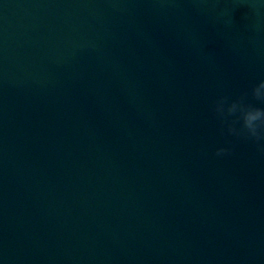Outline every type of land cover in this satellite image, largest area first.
Segmentation results:
<instances>
[{"label":"water","instance_id":"95a60500","mask_svg":"<svg viewBox=\"0 0 264 264\" xmlns=\"http://www.w3.org/2000/svg\"><path fill=\"white\" fill-rule=\"evenodd\" d=\"M262 80L264 0H0V264H264Z\"/></svg>","mask_w":264,"mask_h":264},{"label":"clouds","instance_id":"9594fccd","mask_svg":"<svg viewBox=\"0 0 264 264\" xmlns=\"http://www.w3.org/2000/svg\"><path fill=\"white\" fill-rule=\"evenodd\" d=\"M252 95L257 100L264 102V80L252 89ZM215 111L221 117L222 124L227 127L230 134L256 142L264 141V108L245 104L244 97L231 103H228L227 97H222L216 102ZM232 116H235L236 119L230 121L228 117ZM238 121H242L239 129L235 127ZM229 151L230 149L227 148H218L216 155L222 156Z\"/></svg>","mask_w":264,"mask_h":264}]
</instances>
